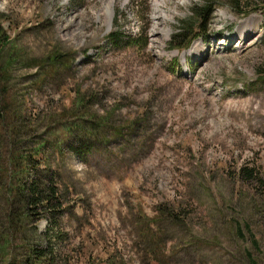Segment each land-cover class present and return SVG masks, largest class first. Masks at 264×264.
Listing matches in <instances>:
<instances>
[{
	"label": "rangeland",
	"instance_id": "rangeland-1",
	"mask_svg": "<svg viewBox=\"0 0 264 264\" xmlns=\"http://www.w3.org/2000/svg\"><path fill=\"white\" fill-rule=\"evenodd\" d=\"M102 7L0 0V183L19 194L0 190V264H264V189L238 174L264 180V0H115L110 23ZM35 176L56 177L52 224L24 202Z\"/></svg>",
	"mask_w": 264,
	"mask_h": 264
},
{
	"label": "trees",
	"instance_id": "trees-1",
	"mask_svg": "<svg viewBox=\"0 0 264 264\" xmlns=\"http://www.w3.org/2000/svg\"><path fill=\"white\" fill-rule=\"evenodd\" d=\"M195 10H199L197 13L201 14L199 7H196ZM205 13H206V10L203 12V14ZM192 23L193 22L191 19L182 20L181 28L177 29V31H175V33L172 35V41L176 47L185 48L197 36H200L198 34L193 35L190 33L192 29L191 28ZM109 37L110 39H112L113 43L117 45L120 44V42H125L127 44H134V43L139 42V40L136 39V37H133L131 34L126 35L124 32L118 31V30L111 31V33L109 34ZM124 38H127L128 40H124ZM258 78L260 79L259 81H261V83L264 84V71H259ZM72 128L73 127L71 128L67 127V130L71 133L73 130ZM41 145L45 146L46 142L41 143ZM40 149L41 147L37 149L36 154H40L39 153ZM91 149L92 147L89 143L87 145L80 144L79 147L77 146L76 148L79 154L83 153L85 150L84 156L86 155L87 152H90ZM31 155H28V157ZM16 158H20V156H17ZM37 168H40V167H37ZM45 169L49 171L50 167H47ZM238 174L241 177V179L244 181L255 182L256 192L259 191V189H264L263 178L260 177L259 173L256 172L253 168L248 167V166H243L239 168ZM55 178H56L55 176L53 177L50 176V180H48L49 184L47 186H44V184H42L40 180H37L35 176L34 178H30L29 181L25 184L24 188L22 189L26 191L27 196L24 197V202L28 204V209L30 210V212L33 215H39L40 213L46 214L47 216L45 218L49 219L51 224L54 223V219L53 217L49 216V213L53 214L56 211L59 212L60 208L62 207L60 194L58 193V190L55 185L56 184ZM0 190L7 191L10 197L8 199V202H9L10 207L12 208L15 197L19 196V194L17 193L18 191L17 187L16 188H14L13 186L7 187V185L3 186L0 183ZM20 193H22V191H20ZM261 193H264V191H262ZM25 218H27L26 214H25ZM9 222L11 223V226L9 229H12V227H14V225L17 224L13 222L12 216L9 217ZM49 230L50 228L48 229V231ZM50 231H52V229ZM14 238H16V236L13 230H11L10 233H8L7 235L0 234V257L7 256L8 252L5 249L6 247H8L9 244L12 243V239ZM32 250L34 251L35 249L33 248ZM36 259H38L39 261H43V262H49L51 260V257H47L46 255H44L43 252H40L38 253V256ZM36 263L37 261L33 260V264H36Z\"/></svg>",
	"mask_w": 264,
	"mask_h": 264
},
{
	"label": "bare ground",
	"instance_id": "bare-ground-1",
	"mask_svg": "<svg viewBox=\"0 0 264 264\" xmlns=\"http://www.w3.org/2000/svg\"><path fill=\"white\" fill-rule=\"evenodd\" d=\"M102 1H103V7H102V9L100 11V14L98 16L100 17L101 15H104L107 18V22L110 23V22H112L113 17H114V3H115V0H102ZM164 16H165V12L162 11V16L161 17H164ZM157 17H160V16H157ZM258 22L259 21H257V20L254 21L253 19H250V18L246 19L244 21V23L241 24L242 28L239 31L238 35H236V37L239 38V41H244L245 42V41H247V38L249 37V35L257 34L259 32L258 31ZM250 24L252 25L251 27H249ZM197 46H198V44H196L194 46V48H193L194 51L195 50L196 51L200 50V46H198V47Z\"/></svg>",
	"mask_w": 264,
	"mask_h": 264
}]
</instances>
